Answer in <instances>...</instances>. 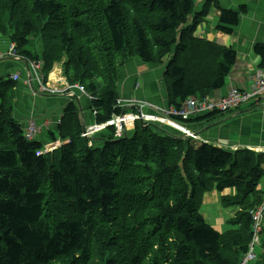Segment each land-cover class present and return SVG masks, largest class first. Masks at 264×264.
Returning <instances> with one entry per match:
<instances>
[{
  "label": "trees",
  "instance_id": "1",
  "mask_svg": "<svg viewBox=\"0 0 264 264\" xmlns=\"http://www.w3.org/2000/svg\"><path fill=\"white\" fill-rule=\"evenodd\" d=\"M195 1L0 0V37L27 67L43 63L45 77L61 64L67 84L89 97L92 123L102 126L135 112L118 106V73L129 59L164 65L167 108L215 99L226 87L236 52L194 33L214 7L217 29L232 34L246 7L205 0L196 10ZM39 29L42 51L34 56L29 46ZM254 53L264 70V43ZM14 74L0 77V264L240 263L252 239L251 212L264 202V154L195 144L175 128L140 121L120 138L109 125L88 145L80 98L69 99L56 128L47 126L45 134L61 145L44 154L23 129L37 120L13 116L18 83L25 82L21 71ZM234 113L171 120L212 127ZM226 189L234 194L221 195V206L240 211L227 222L235 228L220 233L200 211L206 193Z\"/></svg>",
  "mask_w": 264,
  "mask_h": 264
},
{
  "label": "crops",
  "instance_id": "2",
  "mask_svg": "<svg viewBox=\"0 0 264 264\" xmlns=\"http://www.w3.org/2000/svg\"><path fill=\"white\" fill-rule=\"evenodd\" d=\"M204 1L205 0H203V3ZM217 1L220 8L234 11H239V7L244 5L246 7V12L241 14V19L238 25L233 28L232 34H225L216 27V25H218L220 11L212 7L204 21L197 26L194 35L198 38L214 41L219 45L231 47L236 52V64L227 80L232 82L236 88L246 89L251 83V76L259 69L260 60L254 53V45L257 43H264V0ZM10 47L11 44L9 41L0 37V73L8 72V75L14 74L17 71L22 72L24 70L23 67H26L25 62H16L7 57V52ZM2 58H7L8 60L3 61ZM163 66L150 69L143 66L138 61L131 62L129 70H127L125 77L121 80V85L123 87L121 97L125 98L124 100L131 99L130 96H134L140 100L145 98L148 103L166 109L168 107L166 105V93L162 85ZM60 69V67L53 68V81L50 82L48 80L51 89L62 90L66 86L65 76H56V70ZM131 74L133 75L131 76ZM22 79H26V77ZM139 81L142 83L143 89L140 92L134 91L133 93V85L135 82ZM19 84L21 87L17 92L18 100L14 103V118L21 123L25 122L30 116H33L35 120L49 124L51 129L56 128L59 117L64 107L68 104L69 99L63 95L57 94H40L35 96L23 82ZM228 87L229 83L228 86L226 85L223 89L213 92L212 96H215V99L224 96L228 92ZM80 102H82L81 106L85 110L87 102L85 100H81ZM250 107L249 105L240 107L238 110L234 111L236 113L228 114L225 120L212 127V124L205 122L200 124H187L188 126L185 128L197 134L200 139L199 142L214 143L213 145H217V147L218 145H230L232 147L235 144L234 147L239 150H249V148H251L254 149L253 151L255 152L264 153V112ZM248 109L253 111H246ZM142 112H148V110L145 109ZM153 114V112H150L148 115ZM201 115L204 114L194 115L193 117ZM83 117H85L86 123L92 120L90 113L86 110L83 112ZM228 130L232 131L231 135L233 138L231 141H228V137L223 134V132H227L228 134ZM222 138H227L228 142L219 140ZM56 139V141L59 140L58 137ZM51 140L52 142L55 141L51 134H45L42 136V140L39 139L42 145H48L51 143L49 142ZM217 141L219 143H217ZM258 189L264 193V177L259 182ZM231 193V189H226L222 193L214 191L206 193L203 198L202 205H213L216 207V210H219V213L215 215H211L208 211L201 213L204 219L220 233L228 230L226 227L227 221L232 212L220 207L219 197ZM263 240L264 236L262 237V241ZM262 241L260 239V245L263 244ZM260 245L255 248L257 256L256 262L250 264H264V244L261 248Z\"/></svg>",
  "mask_w": 264,
  "mask_h": 264
},
{
  "label": "built area",
  "instance_id": "3",
  "mask_svg": "<svg viewBox=\"0 0 264 264\" xmlns=\"http://www.w3.org/2000/svg\"><path fill=\"white\" fill-rule=\"evenodd\" d=\"M14 46L10 48V55L13 56ZM14 57V56H13ZM29 65L33 68V72L28 71V77L25 81V84L29 86L31 92L35 94L36 90L39 94H57V95H64L69 99L73 98H81L80 96L86 95L83 88L78 84L68 85L60 90V89H51L49 84L46 83L45 76L41 71V63H32ZM38 69H36V67ZM29 70V69H28ZM30 74V75H29ZM13 80L17 79V75H13L11 77ZM262 79V81H260ZM35 84V86L33 85ZM89 100V97H88ZM128 102V103H127ZM133 102L139 101H132L130 100H118V106L120 108H134L135 112L132 115L122 114L121 116L114 118L113 120L109 121L107 125L114 126L116 130L117 137H123L124 132L127 130V125H133L134 122H146V123H163L165 125H169L172 128H175L177 131L182 132L186 137L195 139L196 135H194L191 131L179 126L176 122L171 120L173 118L182 119H189L194 115L199 114H206L213 111H236L243 105H255L260 106L264 109V75L254 78L248 90H240L239 88H232L230 89L224 96H221L217 99H204L199 101L195 98L188 99L182 108L176 110L174 108H159L148 103L142 102V105L134 106ZM141 103V102H139ZM147 106L151 110H154L158 115H144L142 114V109L144 106ZM153 112V113H155ZM101 126V125H99ZM92 127V126H91ZM133 127V126H132ZM95 128V127H94ZM37 128L35 122H32L27 126L25 135L28 140H33L36 134ZM90 135L89 129L84 131L83 134ZM86 134V135H87ZM85 137V135H82ZM87 137V136H86ZM264 214V207L260 208L258 212L253 215L252 217V239L248 246L247 252L242 256L241 261L239 264H250L256 261V254H255V247L259 246L260 235L261 231L258 226L261 216Z\"/></svg>",
  "mask_w": 264,
  "mask_h": 264
},
{
  "label": "rangeland",
  "instance_id": "4",
  "mask_svg": "<svg viewBox=\"0 0 264 264\" xmlns=\"http://www.w3.org/2000/svg\"><path fill=\"white\" fill-rule=\"evenodd\" d=\"M195 4H196V10H199L200 9V6H202V4H203V0H196L195 1ZM220 7V6H219ZM218 10V9H217ZM216 27H217V25H216ZM42 39V33H41V30L39 29V33L36 35V37L35 38H32V43H33V46H29V49L32 51V53H33V55L34 56H37V55H39L40 53H41V51H42V49H41V47H40V40ZM206 41H209V40H207L206 39ZM209 42H213V43H215V44H218V43H216V42H214V41H209ZM201 44H198V43H196L195 44V46L196 47H198V46H200ZM219 45V44H218ZM227 47V46H226ZM3 61H7L8 59L7 58H5V59H2ZM12 60V59H11ZM133 61H138L139 63H141L139 60H137V59H129V60H127L126 61V63H125V65L121 68V69H119V73H118V82H117V86H118V89H119V92H120V96H122V89H123V87H122V85H121V80L125 77V74H126V72H127V70H129V65L131 64V62H133ZM32 63H35L34 61H30V64H32ZM142 64V63H141ZM165 64H166V62H165ZM143 66H146V67H148V68H150V69H152L153 67H150V66H148V65H145V64H142ZM41 66H43V63H41ZM36 67V69H38V67L37 66H35ZM54 67H60L61 69L60 70H56L57 71V73H56V76H62L63 75V70H62V65L61 64H55L54 65ZM139 67H141V66H139ZM138 67V68H139ZM159 67H161V66H159ZM159 67H154V68H159ZM29 68V73L30 72H33V68H31V66L29 65V67H23V71H22V74L26 77V79H27V69ZM53 72H54V70L52 71V72H50V75L49 76H47V77H45L46 78V81L49 79V81L51 82V81H53ZM53 74V75H52ZM30 75V74H29ZM133 74H131V76H132ZM264 75V70H256L254 73H253V75L251 76V79H250V81H252L254 78H256V77H259V76H263ZM0 77H8V72H1L0 73ZM260 81H262V79H260ZM228 83H229V89H228V91L230 90V89H232V88H235L236 86H234L233 84H232V82H230V81H228L227 80V86H228ZM34 86H35V84H33ZM21 87V85L18 83V87H17V90H16V92H15V101H17L18 100V97H17V92H18V90H19V88ZM28 88H29V86H27ZM248 88H249V86H248ZM248 88H246V89H244L245 91L246 90H248ZM30 89V88H29ZM143 89V85H142V83L139 81V82H137L136 83V85L134 86L133 85V93H134V91H141ZM36 93H35V96H37V95H40L39 93H38V91L36 90L35 91ZM29 94V93H28ZM81 98V100H85L86 102H88V96H87V94L86 95H82V96H80ZM85 98V99H84ZM130 98L132 99V101H139V102H141V103H139V102H133V105L134 106H138V105H142L143 103V101H146V99L144 98V99H142V100H140V99H137V98H135L134 96L132 97V96H130ZM211 98H215V96H212ZM122 99H124V98H120V100H122ZM127 100H130V99H127ZM147 102V101H146ZM15 103V102H14ZM128 103V102H127ZM155 106V105H154ZM244 106H248L247 104L246 105H243L242 107H244ZM157 107V106H156ZM250 108H256V109H259V110H261V111H263L264 112V109L263 108H261L260 106H255V105H251V107ZM145 109H147L148 110V112H142V114H144V115H147V114H149L150 112H155L154 110H151L150 108H148L146 105L144 106V108L142 109V111L143 110H145ZM133 109H128V112L127 113H125L126 115H132V113H133ZM246 111H253V110H250V109H248V110H246ZM130 115V116H131ZM154 116H157L158 114L155 112L154 114H153ZM82 117V116H81ZM84 119H85V117H84ZM82 120H83V117H82ZM86 120V119H85ZM108 123V122H107ZM107 123L105 124V125H102V126H99V125H95L94 123H92V120L90 121V123L89 122H87L86 124V127H85V131L87 130V129H89V132H90V135H88L87 133V135L86 134H83V132L81 133V136L82 135H85V137L84 138H86L89 142H88V145H89V143H91L92 144V139L94 138H96L95 140H93V143L95 144V141H97L98 140V135L99 134H101V132L103 133V131H105V129L107 128V126H109V125H107ZM141 123V122H140ZM143 123H145V124H147L146 122H143ZM36 128H37V131H36V134H35V137H34V139H40V140H42V136L43 135H45V132H46V128H47V126L49 125V124H46V123H41V122H39L38 120L36 121ZM28 126V125H27ZM92 126V127H91ZM132 126L133 125H130V126H128L127 125V130L129 131V130H131L132 129ZM95 127V128H94ZM26 125H23V129H24V131L26 130ZM126 130V131H127ZM170 130V129H169ZM231 130H228V134H227V132H223V134L225 135V136H227L228 137V141L230 140H232V135H231ZM182 133V132H181ZM230 134V135H229ZM87 136V137H86ZM185 136V135H184ZM198 136V135H197ZM83 137V136H82ZM231 138V139H230ZM197 139H198V141H194V143L196 144V143H199V141H200V139H199V137H197ZM211 140H212V138H211ZM211 140H209V141H211ZM219 140H222V141H226V142H228L227 141V138H222V139H219ZM49 142H51V143H49L48 145L46 144V145H42L43 147H44V149H42V152L44 153V154H46V153H48V152H50V151H52L53 150V148H55V146H57L56 145V141H54V142H52V140L51 141H49ZM60 143V142H59ZM217 143H219L218 141H217ZM214 144V143H213ZM60 145H61V143H60ZM235 145V144H234ZM234 145L231 147L230 145V147L229 146H226V145H218V147L219 148H222V149H225V150H228V151H230V152H235V151H237V150H239V149H237V148H235L234 147ZM217 146V145H216ZM246 150H248V149H246ZM249 150L250 151H252V152H254L255 154H261V153H258V152H255V151H253L254 149H251V148H249ZM262 154H264V153H262ZM232 190V189H231ZM212 192H214V191H212ZM234 194V191L232 190V193L231 194H229V196H231V195H233ZM219 200H220V197H219ZM219 205H220V207L222 208V209H227V210H230L231 212H232V214H231V216H230V218L228 219V221L229 220H234L236 217H237V214H238V212L240 211V208L238 207V206H235V205H232V206H229V207H227V208H224V207H222L221 206V204H220V201H219ZM264 207V202H263V204H261L260 206H258L257 208H255V209H253L252 210V212H251V217H253V215H255L257 212H258V210L260 209V208H263ZM205 211H208L211 215H215V214H217V213H219V210H216V207L215 206H213V205H209V206H204V205H202L201 206V211L200 212H205ZM263 220H264V214L261 216V218H260V221H259V224H258V226H259V228H260V231H261V234H262V236H264V230H263ZM227 221V222H228ZM253 222V221H252ZM253 225V224H252ZM227 229H232V228H235V226H231V225H228L227 224ZM260 239H261V237H260ZM263 242V244H264V240L262 241ZM263 244L262 245H260V248L263 246ZM239 264V263H238Z\"/></svg>",
  "mask_w": 264,
  "mask_h": 264
},
{
  "label": "clouds",
  "instance_id": "5",
  "mask_svg": "<svg viewBox=\"0 0 264 264\" xmlns=\"http://www.w3.org/2000/svg\"><path fill=\"white\" fill-rule=\"evenodd\" d=\"M11 48V47H10ZM15 48V47H14ZM14 51H15V49H14ZM7 57L8 58H10V59H12V60H14V61H16V62H21L20 61V59L19 58H17V57H13V56H11L10 55V51L9 52H7ZM1 58V57H0ZM27 67V66H26ZM29 67V66H28ZM29 69V68H28ZM28 69H27V71H28ZM14 75H16V74H14ZM13 75H11L10 77H12ZM49 76V75H48ZM46 79V78H45ZM26 80V79H25ZM49 80V79H48ZM48 80L46 81V83L48 84ZM65 81H66V79H65ZM67 83V82H66ZM30 90V89H29ZM240 90H242V89H240ZM31 91V90H30ZM32 93V92H31ZM33 94V93H32ZM33 95H35V94H33ZM44 95V94H43ZM51 95V94H50ZM64 96V95H63ZM66 97V96H65ZM69 99V98H68ZM160 123V122H159ZM163 124V123H162ZM163 125H165V124H163ZM165 126H168V125H165ZM168 127H170V126H168ZM186 129V128H185ZM33 140H35V139H33ZM56 145L57 146H55V148H53V150L54 149H56L57 147H59L60 146V143L59 142H57L56 141ZM43 149H44V147H43ZM251 230H252V227H251ZM260 237H261V241H262V234L260 235ZM259 245H260V241H259ZM257 247V246H256ZM255 247V248H256ZM256 254V253H255ZM256 260H257V256H256ZM256 262V261H255Z\"/></svg>",
  "mask_w": 264,
  "mask_h": 264
}]
</instances>
